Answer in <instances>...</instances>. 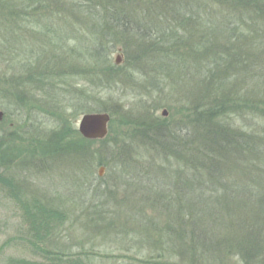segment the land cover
I'll use <instances>...</instances> for the list:
<instances>
[{
  "label": "rangeland",
  "instance_id": "1",
  "mask_svg": "<svg viewBox=\"0 0 264 264\" xmlns=\"http://www.w3.org/2000/svg\"><path fill=\"white\" fill-rule=\"evenodd\" d=\"M60 5L55 6L58 9L52 8L54 14H59V22L56 17L53 21V15H50L45 18L43 26L35 23L22 31L17 29L20 35L15 44L8 42L14 34L12 32L6 31V37L0 38V77L18 81L20 91L29 92L25 110H29V106H41L31 116L34 136H46L49 139L61 126L63 115L67 122L78 126L82 105L88 107L90 113L103 112L111 116L109 131L112 132L108 133V137L103 141H85L80 154L70 151L48 154L45 153V141L43 144L38 140L37 147L34 142L27 141L25 145L30 147L21 149L23 146L17 138L19 135H9L13 132L12 123L9 124V133L3 131L0 135V144H3L0 154L5 152V157L0 158V173L12 177L27 198H39L49 206L68 213L69 219L58 230L56 246L53 245V248L72 254L85 251V256H78L85 257L86 262L93 264H264V250L247 257L245 247L238 248V238L242 239L243 244L250 235L244 232L237 218L231 217L230 222H218L212 221V218L210 221L205 216L203 225L206 238H202L197 233V226L187 227L189 225L183 218L181 220L184 221L179 219L180 225L178 216L171 218L165 205L161 209V202L152 197L154 193L160 196L172 191L179 164L174 158L162 159L152 155L149 151L152 143L148 142V135H145L146 140L143 139L144 126L165 121L166 118L171 121L184 111L187 116L189 108L193 109L196 105L198 109L199 101L207 97H210L208 106L212 104L216 107L221 101V93L226 94L221 90L215 94L205 91V74L201 76L196 72L199 63L196 60L193 63L190 56L187 60L191 63H186L177 55L180 52H193L188 43L193 31L172 19L167 21L168 28L157 30L159 35L163 32L171 35V41H161L162 36L158 41L152 40L149 38L153 34L151 31L146 33L147 38L141 39L143 41L138 40L143 45L160 42L163 49L161 53L141 50L143 45H134L136 47L133 48L132 44L128 48L115 40L107 41L106 44L114 43L111 44V47L114 46L113 53L109 55V64L102 67L109 72L113 62L119 70L109 77L100 70L91 52L94 51L91 50L92 40L97 44L99 29L90 31L84 28L79 20L87 14L82 15L76 8L66 4ZM216 11L220 10L214 9ZM214 12L211 13L212 19L217 15ZM71 26L84 40L68 36L60 43L59 40L63 39ZM55 27L61 35L55 31ZM194 36L197 38V35ZM233 42L236 43L233 39L227 45ZM13 49L16 51L11 53ZM104 52L109 53V50ZM263 54L264 48L248 54L254 60L250 59L252 66L244 64L249 72L244 75L238 93L227 91L229 96L223 98V106L227 108L218 110L221 112L214 117L221 129L242 132L255 129L260 132V128L263 129L262 116H257L255 110L259 107L262 115L264 109ZM4 59L5 62L1 61ZM29 59L33 62L30 67L22 64L29 62ZM207 59L204 56V65L210 63ZM10 61L18 63L10 65ZM214 71L218 72V69ZM120 72L127 76L120 78ZM173 73L177 74L175 78ZM36 74L44 76L41 81L23 78V75L35 77ZM48 79L53 80V92L47 90L43 82ZM232 92L236 95L235 99L231 96ZM213 96L216 101L212 102ZM2 103H5L12 117H16L15 113H19V109L4 100ZM0 107L7 111L2 104ZM250 122L257 125L258 129H250ZM23 123L17 124V129L24 133L27 129L20 130L25 127ZM119 132L122 138L125 136L126 142H117ZM10 141L16 143L11 147L5 146ZM119 143L121 146L126 145L125 150L128 151L129 157H122L123 160L126 158L128 162L137 163L135 168H129L126 173L118 166L122 159L117 152ZM149 163L161 170L153 171ZM162 170L168 172L162 174ZM128 173L130 176L126 177ZM160 190L163 192H158ZM5 191L0 192V264H8L13 258L41 259L24 241L26 224L23 213L16 206V200ZM145 192L150 193L152 200H146ZM83 197L85 200L81 201ZM242 216L239 214L237 217Z\"/></svg>",
  "mask_w": 264,
  "mask_h": 264
},
{
  "label": "trees",
  "instance_id": "2",
  "mask_svg": "<svg viewBox=\"0 0 264 264\" xmlns=\"http://www.w3.org/2000/svg\"><path fill=\"white\" fill-rule=\"evenodd\" d=\"M60 3L76 8L82 15L87 14L79 20L84 28L86 27L90 31L99 29L98 37H96L97 44H94L95 41L92 40L91 50L94 51L91 52L100 70L109 77L113 75L114 71L118 72L119 70L113 62L109 66V72L103 69L109 64V55L113 53L114 47H111V44L114 43L106 44L107 41L115 40L114 42L117 41L128 48L132 44L133 48L136 47L134 45L140 47L143 44L139 42L143 41L141 39L147 38L146 33L150 31L153 33L149 37L152 40L158 41L162 36L161 41H171L173 39H169L171 35L164 34L165 32L159 35L157 30L167 27L166 24H169L167 21L172 19H176L180 26L193 31L192 39L188 42L193 52H180L177 55L183 58L186 63H191V61L199 63L200 66H196V72L201 76L205 74V91L209 90L211 94H215L217 90H221L226 94L221 93V101H218L219 104L216 107L212 104L208 106L210 97H207L205 100L199 101L198 109L196 105L193 109L189 108L187 116V112L184 111L186 114L180 113L176 119L171 121L166 118L165 121L160 120L144 126L146 129H144L143 139L146 140L145 135H148V142L152 143L149 150L152 155L162 159L174 158L179 164L172 191L164 195L160 190L158 192L164 196L154 193L152 197L161 202V209L165 205L171 218L178 216L179 224V219L183 218L189 225L187 227L197 226V233L202 238H206L204 233L206 229L203 225L206 221L205 216L210 221L212 218V221L226 220V222H230L233 217L235 220L237 218L238 224H241L244 232L250 235L243 244L242 239L238 238L240 241L238 248L245 247L247 257L255 255L256 252H262L264 250V123L260 132H257L256 129L248 132L243 130L242 132L228 130V128L223 129V127L221 129L214 117L221 112L218 110L223 111L227 108L223 106L225 102L222 103L223 98L229 96L227 91L238 93L239 86L247 75L246 72H249L245 69L244 64L251 65L252 63L250 62L252 58H249L248 54L264 48V0H0V38H5L7 32H12L14 34L8 42L15 44L18 41V35H20L17 34V29L22 31L23 28H30L35 23H40L43 26L45 18L50 15H53L51 17L53 21L56 17L59 22L60 19L57 18L59 14H54L52 8L58 9L59 7L55 6ZM214 9L220 11L214 12ZM212 12L217 14L214 19L211 18ZM56 29L57 27H55V31L59 34V30ZM194 35H197V38ZM68 36L79 41L84 40L79 32L71 26L59 42L63 43ZM233 39L236 43L227 45ZM26 40L27 38H25ZM161 45L160 42L145 43L141 50L149 49V51L161 53L160 51L163 50ZM14 50L16 51L13 49L11 53ZM105 50H109V53H105ZM0 51L2 52L1 44ZM132 51L135 52L133 49ZM189 56L191 61L187 60ZM204 56L208 57L207 60H210V63L204 65ZM260 57L261 54H259ZM1 61L5 62V59ZM28 61L22 64L30 67L33 62L30 59ZM8 63L17 65L18 61ZM214 69H218V72H215ZM247 69L250 70V68ZM173 74V77L177 76L176 73ZM126 76L119 73L120 78ZM216 76L218 77L216 78ZM43 77L41 74H36L35 77L23 75V78H27V80L34 78L36 81H41ZM48 80L43 82L46 84L47 90L53 92L54 83H51L53 80ZM0 84L3 87V89L0 88V104L7 109L4 120L0 122V135L3 131L8 132L9 124L12 123L14 127L11 128L13 130H10L13 132L9 135L12 133L19 135L17 138L22 143L21 149L30 147L25 145L27 141L34 142L36 146L38 140L42 143L45 141L44 143L47 145L45 153L57 154L70 151L80 154L85 141L105 140L106 137L92 140L85 138L76 124L67 122L64 115L60 120L61 126H58V131L52 134L49 139L46 136H34L31 130L33 123L31 116L38 112L37 110L41 106L35 104L36 106H29V110H25L28 102L26 96L29 95V92H21L18 81L1 76ZM63 85L65 84L63 83ZM235 94L233 95L232 92L233 99L236 97ZM3 100L19 109V113H15L16 117H12L4 105L5 103H2ZM213 101H216L215 96L212 97ZM84 106L82 105V109L80 108L83 110L82 115L90 113L88 107ZM255 110L257 116H262L264 122V109H262V115L259 107ZM25 111L29 113L28 116ZM104 112L108 111L104 110ZM22 121L23 125L27 126L20 128L21 131L27 129L24 133L17 129L19 127L17 124ZM249 125H251L250 129L257 128V125L254 126L251 122ZM111 132L112 130L109 131V134ZM121 136L122 133L119 132L117 142H126L125 136L123 138ZM15 143L16 141H10L5 146L11 147ZM2 146L3 144H0V151L3 149ZM118 146L119 158L129 157L127 156L128 151L125 150L126 145L121 146L119 143ZM12 149H16V147H12ZM4 153L0 154V158L5 157ZM120 161L121 163L117 165L125 173L129 168H135L134 166L137 165L135 162L134 164L131 161L128 162L126 158L124 160L122 158ZM149 164L153 171L159 168L153 167V163ZM167 172L162 170V174ZM129 174H125V176H130ZM4 190L10 195V198L17 201L14 202L18 203L16 206L23 213L26 224L24 241L37 256L41 257L39 260L13 258L9 260L8 264H93L89 261L86 262L85 257L78 256H85V251L72 254L63 249L53 248V245L56 246L55 238L58 230L69 219L65 210L49 206L39 198H27L18 189L12 177L0 173V192ZM149 195L150 193L145 192L146 200H152ZM20 198L21 200H19ZM80 200L84 201L85 197ZM239 214L243 216L237 217ZM222 233L228 232L222 231ZM239 254L241 255V253ZM262 259L264 261V254Z\"/></svg>",
  "mask_w": 264,
  "mask_h": 264
},
{
  "label": "water",
  "instance_id": "3",
  "mask_svg": "<svg viewBox=\"0 0 264 264\" xmlns=\"http://www.w3.org/2000/svg\"><path fill=\"white\" fill-rule=\"evenodd\" d=\"M120 61V58L118 59ZM5 117V111L0 107V122ZM111 116L109 113L96 112L83 115L79 122V131L87 139H103L109 133ZM104 170L103 168L101 169Z\"/></svg>",
  "mask_w": 264,
  "mask_h": 264
},
{
  "label": "flooded vegetation",
  "instance_id": "4",
  "mask_svg": "<svg viewBox=\"0 0 264 264\" xmlns=\"http://www.w3.org/2000/svg\"><path fill=\"white\" fill-rule=\"evenodd\" d=\"M5 111V110H4ZM5 116H6V112H5ZM5 118V117H4ZM4 120V119H3Z\"/></svg>",
  "mask_w": 264,
  "mask_h": 264
}]
</instances>
